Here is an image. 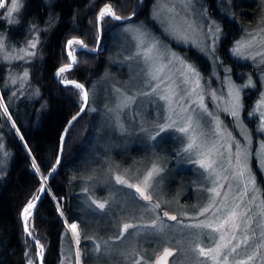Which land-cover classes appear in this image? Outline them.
<instances>
[{
	"label": "rangeland",
	"instance_id": "rangeland-1",
	"mask_svg": "<svg viewBox=\"0 0 264 264\" xmlns=\"http://www.w3.org/2000/svg\"><path fill=\"white\" fill-rule=\"evenodd\" d=\"M219 1V12L230 17L229 0ZM19 2V11L11 17V0L6 3L0 16L5 23H14L22 12ZM150 17L159 31L146 21L117 30L113 66L92 86L93 132L85 157L75 167L77 219L67 222L69 239L65 235L62 241L60 264H151L164 246L175 248L169 264H264V20L242 25L228 48L229 55L244 64L238 69L243 78L236 80L217 52L225 36L222 21L203 0H154ZM137 30L146 43L155 45L151 61L137 54ZM3 36L0 32V57L14 66H9L6 83L21 90L28 78L24 66L34 49L29 45L37 38L14 46ZM72 39L80 40L67 42ZM177 46L191 47L207 58L209 74ZM244 94L250 95L248 100ZM189 121L190 131L180 132ZM193 136L196 146L187 150ZM9 157L0 135V176ZM200 161L214 163L206 169ZM154 166L160 171L147 190L151 201L116 183L121 175L139 184ZM94 201L105 203L104 209ZM157 203L160 207L154 208ZM209 205V212L199 215ZM166 211L175 212L177 220H169ZM233 212L235 220L218 232L188 226H215ZM153 221L155 228L149 227ZM125 223L135 227L120 236ZM71 224L78 225V243ZM217 244L228 245L219 253L228 255L226 262L215 251L199 255L200 247L214 249ZM236 244L240 246L233 252Z\"/></svg>",
	"mask_w": 264,
	"mask_h": 264
},
{
	"label": "trees",
	"instance_id": "trees-1",
	"mask_svg": "<svg viewBox=\"0 0 264 264\" xmlns=\"http://www.w3.org/2000/svg\"><path fill=\"white\" fill-rule=\"evenodd\" d=\"M153 1L143 0L134 17L128 21H117L111 16L100 19L98 51L78 50L77 63L62 74V78H74L84 83L88 102L85 110L76 116L65 131L61 160L46 183L45 194L28 220L30 231L42 246L44 264H60L62 241L65 235L68 236L60 209L68 223L77 219L79 185L76 183L75 167L85 157L93 132V113L90 110L92 86L113 66L116 32L120 27L146 21L159 31L150 17ZM203 1L209 12L222 21L225 31L217 52L222 62L231 66L236 80H241L243 73L239 74L238 69L244 64L231 57L228 48L242 25L252 27L264 20V0H229L227 8L230 17L219 12V0ZM21 2L22 12L14 23H5L0 17V32L12 45H19L31 36L37 38L32 59L24 66H27L28 78L21 90H14V87L7 85L9 66H14L0 57V135L10 152L6 170L0 176V264H27L29 260L37 264L35 245L23 232L20 213L23 206L37 194L42 177L47 175L56 161L61 132L82 103L79 89L60 84L54 77L56 67L69 61L65 47L67 40L77 37L85 44L95 46L98 37L96 14L99 8L110 3L117 15L125 17L137 8L139 0ZM4 9H0V16ZM177 47L184 55L191 56L200 68L202 64L205 65L201 70L203 74H209L207 58L191 47ZM249 97V94L243 95L244 100ZM250 129L254 132L252 126ZM33 163L40 174L36 173ZM256 172L262 182L261 173L257 169Z\"/></svg>",
	"mask_w": 264,
	"mask_h": 264
},
{
	"label": "snow or ice",
	"instance_id": "snow-or-ice-1",
	"mask_svg": "<svg viewBox=\"0 0 264 264\" xmlns=\"http://www.w3.org/2000/svg\"><path fill=\"white\" fill-rule=\"evenodd\" d=\"M5 3H6V0H0V8L5 7ZM20 7H21V5H20L19 0H11L10 5L8 6L7 15L9 17L13 16L14 13L19 11ZM105 16H111L112 18H114L116 20H120L121 19L120 16H117L115 14V11L111 7V5H106L103 9H101L97 19L98 20L103 19ZM136 38L138 40V47L141 49V51L138 52L137 54L138 55H142L143 58L145 59V61H151L153 59L155 45L146 43V41L144 39V34L140 33L138 30H137V37ZM67 43H68V47L71 49V51L69 52V56H70V58L72 60V63L66 64L65 66L59 68L57 73H56V75L58 77H62L63 73L69 71L73 67V65L75 63H77L75 56L72 55V52L75 51V49L72 48V45H81V46L86 47L83 44V41L78 40V39L69 40ZM29 46L34 48L36 45L33 42ZM160 71H162V69H160ZM25 76H27V73H25ZM156 78H157L156 76H153V79H156ZM63 82L66 83V84L72 85L76 89H79L80 92H81V99L84 102V105L87 104V102H88V93H87L86 90H84V85L79 84L76 81L66 80V79H64ZM249 84H251V81H249ZM161 99H168V97L162 96ZM235 100L237 102L239 101V93H238V91L236 93ZM237 106H238V103H237ZM84 110L85 109L82 106L80 111L83 112ZM231 114L233 116H236L237 115V111L233 110ZM78 115H79V113H77V116ZM72 119L75 120L76 117L74 116ZM69 123L71 124V121ZM171 126L172 125H167L166 127H171ZM190 128H191V122L189 121V124L187 126H185V127L180 128L179 131L182 132V133H188L190 131ZM163 130L164 129L161 128V131H163ZM66 131H67V129H66ZM194 146H196V137L193 136V137H190V142H189V144L187 146V150H191ZM237 159H238V162H239V153H237ZM57 163H59V160H57ZM212 163H214V162L205 163L204 161H200L201 167H204L206 169L211 168L212 167ZM33 167L34 168L36 167L35 163H33ZM159 171H160V169L154 166L152 169H150L147 172V174L144 176L143 180L140 181L139 184H136V185L128 183L127 179L124 176H121V175H117L115 177V180H116L117 184L127 185V187H129V188H134L135 192L139 194L140 198L144 199L145 201H151L152 200V196L150 194H148L147 190L152 186L151 182H152L153 178L159 173ZM241 174H243V173H241ZM38 191H44L43 187H41ZM212 191L215 193V195H219V192H216L215 189H213ZM35 199L36 198H34L32 201H29V203L27 204V206L24 208V210L22 212V216H23V219L25 221H27L28 215H30L31 209L34 207ZM94 203H96L97 207L100 208V209H104V207H105V203H103V202H95L94 201ZM159 207H160L159 203L154 205V208H159ZM210 208H211V205H209L208 207H205L199 213V215H205L207 212H209ZM164 215L167 216L169 220H172V221H176L177 220L176 216H169L166 212L164 213ZM235 218H236V214H235V212H233V213L229 214L228 217H225V218L221 219L220 223L218 225H215V226L213 224H211V223H204V222H200V223H197L195 225H188V226L189 227L209 228V229H212L213 231H217L218 232L221 229H224L225 226L230 221H234ZM217 219H220V218L217 217ZM156 226H157L156 225V221H153L152 224L149 227L155 228ZM69 227L72 229L73 234L76 236L77 243H78L79 242L78 225L71 224V225H69ZM133 227H135V226L132 225V224L125 223L123 225L122 229H121L120 236H123L124 233L128 231V229L133 228ZM25 231L26 232L28 231L27 226H25ZM30 234L31 233H29V235ZM220 239L223 240L224 239L223 236ZM229 243H231V242H229ZM243 243H247V238L243 241ZM239 246H240L239 244H236V246L232 248V251L235 252L236 248H238ZM227 247H228V245H226V244H217L216 248H214V249L213 248L205 249L203 247H200L199 248V255L201 257H205V256L210 255V253H212L213 251H215L218 254V258L223 259L226 262L228 260V255L224 254L222 257H220L219 253H220V251L222 249L227 248ZM97 250H99V247H97ZM41 251H42V249H41ZM173 254L174 253H173L172 250H170L169 248H165L163 250V253L156 258L154 264H168V258L173 256ZM141 259H143V258H141ZM248 259L251 260L252 257H249ZM137 264H140V262L137 261ZM241 264H245V262L241 261Z\"/></svg>",
	"mask_w": 264,
	"mask_h": 264
},
{
	"label": "water",
	"instance_id": "water-1",
	"mask_svg": "<svg viewBox=\"0 0 264 264\" xmlns=\"http://www.w3.org/2000/svg\"><path fill=\"white\" fill-rule=\"evenodd\" d=\"M142 1H143V0H139V3H138L137 8H136L131 14H129V15L125 16V17H121V16H120L121 19H120V20H117V21H121V22H123V21H128V20L132 19V18L134 17V15L136 14V12H137L139 6L141 5ZM106 5H111V4H110V3H105V4H103V5L99 8V10H98V12H97V14H96V22H97V28H98V37H97V40H96V44H95V46H89V45H87V44H85V43L83 42V44H84L86 47L81 46V45H76L75 47H73V49H75V51L72 52V55L75 56L76 61H77L76 52H77L78 50H80V49H86V50H88V51H93V52L98 51V49H99V45H100V40H101V26H100V20H98L97 17H98V15H99L101 9H102L103 7H105ZM111 7L113 8L112 5H111ZM113 10H114V8H113ZM115 14H116V13H115ZM116 15H117V14H116ZM117 16H119V15H117ZM113 19H114V18H113ZM115 20H116V19H115ZM70 63H72L71 58H70V61H69L68 63H64V64H61V65H59V66L56 67V69L54 70V77H55V79H56L60 84H66V83L63 82V80L66 79V80L76 81L77 83L84 85L83 82H81V81H79V80H76V79H74V78H67V77H65V78H60V77H58V76L56 75V73H57V71H58L59 68L65 66L66 64H70ZM75 64H76V63H75ZM75 64H74V65H75ZM74 65H73V66H74ZM84 90L87 91L85 85H84ZM82 106H83L84 109H85L86 105H84V102H83V101H82V103H81L79 109H78L77 111H75V112L69 117V119L67 120V122H66V124H65V126H64V128H63V130H62V132H61V135H60V145H59V150H58V156H57V158H56V161L54 162V164H53L52 167L50 168L49 172L47 173V175H46L45 177L42 178V183H41V185L39 186V189H40L41 187H43L44 191H38L37 194L34 196V198H36V199H35L34 207L31 209V213H32L33 210L37 207L39 201L41 200V198L43 197V195H44V193H45L46 183H47L48 179L50 178V176H51L52 172L54 171V169H55V168L57 167V165L59 164V163H57V160H59V162H60V160H61L62 144H63V141H64L65 131H66V129L68 128V126L70 125L69 122H70V121H71V122L73 121L72 118H73L74 116L76 117V116H77V113H79V114L82 113V112L80 111V109H81ZM35 171H36L38 174H40V172L37 170L36 167H35ZM45 178H46V179H45ZM136 184H137V183H133V185H136ZM39 189H38V190H39ZM133 189H134V188H133ZM34 198H33V199H34ZM33 199H32V200H33ZM32 200H31V201H32ZM28 203H29V202H28ZM28 203H26V204L23 206V208H22V210H21V213H20V219H21L22 229H23V232L27 235V237H29V238L32 240V242L35 244L37 263H38V264H44L43 261H42L41 253H40L39 250H38V242H37L36 238L33 236V234L30 232V230H29V228H28V225H27V221H25V220L23 219V216H22V212H23L24 208L27 206ZM31 213H30V214H31ZM166 213H167L169 216H176V213H175V212H172V211H166ZM60 214L62 215L63 220H64L66 226L68 227L67 220H66L65 217L63 216V213H62L61 209H60ZM28 216H29V215H28ZM166 217H167V216H166ZM167 218H168V217H167ZM25 226H27V228H28V231H27V232L25 231ZM29 233H31V234L29 235ZM165 248H169L170 250L174 251V248L169 247V246H166V247L162 248V250H161V251L155 256V258H154L152 264H154L156 258H157L159 255H161V254L163 253V250H164Z\"/></svg>",
	"mask_w": 264,
	"mask_h": 264
},
{
	"label": "flooded vegetation",
	"instance_id": "flooded-vegetation-1",
	"mask_svg": "<svg viewBox=\"0 0 264 264\" xmlns=\"http://www.w3.org/2000/svg\"><path fill=\"white\" fill-rule=\"evenodd\" d=\"M164 247H166V246H164ZM164 247H163V248H164ZM172 248H174V247H172ZM161 250H162V249H161ZM161 250H160V251H161ZM160 251H159V252H160ZM159 252H158V253H159ZM158 253H157V254H158ZM173 253H175V248H174V251H173ZM157 254H156V255H157ZM156 255H155V256H156ZM155 256L153 257V259H152V262H153V260H154ZM169 258H170V257H169ZM169 258H168V264H169ZM152 262H151V264H152Z\"/></svg>",
	"mask_w": 264,
	"mask_h": 264
},
{
	"label": "bare ground",
	"instance_id": "bare-ground-1",
	"mask_svg": "<svg viewBox=\"0 0 264 264\" xmlns=\"http://www.w3.org/2000/svg\"><path fill=\"white\" fill-rule=\"evenodd\" d=\"M103 8H104V7H103ZM103 8H102V9H103ZM7 159H8V158H7ZM6 162H7V161H6ZM6 162H5V163H6ZM3 165H4V164H3ZM36 173H37V172H36ZM42 178H43V177H42Z\"/></svg>",
	"mask_w": 264,
	"mask_h": 264
},
{
	"label": "built area",
	"instance_id": "built-area-1",
	"mask_svg": "<svg viewBox=\"0 0 264 264\" xmlns=\"http://www.w3.org/2000/svg\"><path fill=\"white\" fill-rule=\"evenodd\" d=\"M6 3H7V0H6ZM6 3H5V4H6ZM0 9H1V8H0Z\"/></svg>",
	"mask_w": 264,
	"mask_h": 264
}]
</instances>
